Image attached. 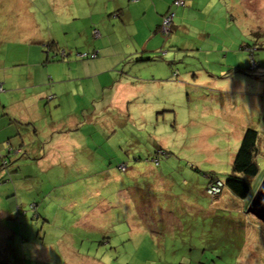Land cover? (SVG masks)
Here are the masks:
<instances>
[{
    "label": "rangeland",
    "instance_id": "1",
    "mask_svg": "<svg viewBox=\"0 0 264 264\" xmlns=\"http://www.w3.org/2000/svg\"><path fill=\"white\" fill-rule=\"evenodd\" d=\"M174 1L0 0V59L26 72L33 67L19 56L43 47L64 81L55 85L61 95L45 94L39 116L17 120L22 147L2 148L0 225L4 213L14 221H4L11 233L0 238V257L264 264V221L248 211L264 179V0ZM169 9L176 27L165 36L155 31ZM147 43L146 66L138 45ZM71 61L74 73L63 70ZM249 128L260 140L250 194L224 187L211 198L209 179L232 175ZM39 233L40 260L31 242ZM22 237L34 258L20 251Z\"/></svg>",
    "mask_w": 264,
    "mask_h": 264
},
{
    "label": "crops",
    "instance_id": "2",
    "mask_svg": "<svg viewBox=\"0 0 264 264\" xmlns=\"http://www.w3.org/2000/svg\"><path fill=\"white\" fill-rule=\"evenodd\" d=\"M240 4L243 7H246L245 0H241ZM163 14L164 15L166 14L165 11L163 12ZM158 27H157V30H158ZM138 47L141 48L143 50V53L145 54V57L144 59H141V62H144V65L146 66L148 64H151L152 59L149 57V55L148 56L146 55L147 53L152 52V49H150L149 47V43H147V45H144V46L143 44H139ZM151 48H153L154 50V47H151ZM40 49L26 51L24 54H21L22 57L19 56V58L21 59V62L19 63H23V61H26L28 63V67H31V66L33 67L29 69V71H26V72L20 71L19 73H15L12 71V65L10 64L7 65L6 60L0 59V87H2V90H0V154L3 151L2 148L8 147V145H10L9 146L10 149L14 150V144L15 146L20 144L19 138L17 135L19 134V132L17 131L20 130V127L17 124L18 119L32 121L34 118L33 117L34 115L39 116L42 103H44L45 94H48L50 91H53L55 93L58 92L61 95L59 90L55 88V85L58 82H64V81H56L57 78L55 77L60 76V75L55 74L56 71L54 72L51 71L49 66L45 65L46 61L48 63L49 60L47 59V57L45 58L43 47ZM54 49L58 50L59 48L57 47ZM54 49H52V51H54ZM101 49L105 50V48H101ZM198 50L203 53L205 52L204 51L205 49L202 46L199 47ZM62 53L66 54V51L65 52L63 51ZM68 53L73 54V52H68ZM79 55H77V57ZM198 60H200L202 63H205V61L202 60L200 57L198 58ZM19 63H16V64H19ZM19 65H25V64H19ZM19 65H14V66H19ZM68 65L67 63L66 65L63 64V70H66V68H68L69 72H73V70L77 66L76 62H72V61L69 62ZM60 68L62 69V66H60ZM199 73L201 74L203 73V71L199 70ZM113 75L114 77H116L114 71H113ZM78 79L69 78V80L67 81H69L70 84H72L74 81H78ZM116 81L117 80H115V82ZM177 84L181 88H184L185 86V84L183 83H177ZM199 87L200 89L204 90V89H207L209 85L207 86L199 85ZM105 88L111 89L112 87H105ZM69 94L72 95V93H69ZM35 104L38 106L37 113L33 112L34 111L33 105ZM16 127H17V131H16ZM16 140H18V143H16ZM19 147H22V143L20 144ZM17 152L21 153L22 149L19 148ZM3 218H4V221L5 220L14 221L12 217H8L5 213H4ZM4 221L0 225V238H3V237L5 238L7 236L9 237L11 233L9 232V229L11 228L10 224H6V222ZM39 239H40V233L36 239L32 238L31 242L33 243L35 242L34 244L36 245ZM25 242H30V238L29 240L24 241V237H22L23 248H20V251L22 252L23 256L24 254L25 255L27 254V251H29L30 256L34 258V254H33L34 251L32 247L30 249V247L28 246V243H25ZM40 245L42 244L38 242V244L36 245L38 246V248L36 247L35 254L39 250L43 251V249L40 248ZM36 257L38 259L41 258V256L40 255L38 256V254H36ZM35 261L36 262H34V264H39L37 263L39 261L37 260ZM0 264H11L10 258H8V256H5L4 258L0 257ZM23 264H28L26 259H25V263Z\"/></svg>",
    "mask_w": 264,
    "mask_h": 264
},
{
    "label": "trees",
    "instance_id": "3",
    "mask_svg": "<svg viewBox=\"0 0 264 264\" xmlns=\"http://www.w3.org/2000/svg\"><path fill=\"white\" fill-rule=\"evenodd\" d=\"M138 1V0H136ZM178 0H175V6L176 7H180L183 6L185 7L187 5L186 0H184L185 4L184 5H177ZM173 16L172 18V22H171V30L168 34H165L164 32H162L161 28H162V23L164 21V19H166L169 16ZM174 17L175 14L174 12H171L170 10L163 15V19L162 22L158 25V30H156L155 32L157 33L158 31H160L162 34H164L165 36H168L176 26H174ZM96 32L98 31H94V34L96 36ZM100 36V34H99ZM96 36V37H99ZM56 48V47H55ZM80 58L82 59H88L89 58V54H80L79 55ZM94 57H98V53L93 55ZM115 132V131H114ZM241 144L239 149L237 150V154L234 158L233 161V169H232V175H230L226 181H221L219 178H216L214 176H211V178L209 179L208 182V186H207V194L208 196H210L211 198H215L217 199L219 197V195L223 192V188L227 187L234 196L240 198V199H246L247 196L250 194V190L251 187L249 185V182L252 181L253 179H255L256 177H258V173H259V164L256 163L255 159L257 158V155L259 154V131L256 129H247L241 139ZM162 151V150H160ZM135 155V153H133ZM129 155L132 157V153H129ZM135 161H139L140 159L137 160V158L134 159ZM120 168L125 172L128 169L125 167V164L120 165ZM224 182L223 183V188L221 190V192L216 196L213 195L211 196L208 193V189L209 186L211 185V183H216V182ZM143 200V199H142ZM142 203V202H140ZM144 205H142L143 208ZM140 208V209H142Z\"/></svg>",
    "mask_w": 264,
    "mask_h": 264
},
{
    "label": "water",
    "instance_id": "4",
    "mask_svg": "<svg viewBox=\"0 0 264 264\" xmlns=\"http://www.w3.org/2000/svg\"><path fill=\"white\" fill-rule=\"evenodd\" d=\"M258 186V190L253 195L248 205V211L254 214L258 219L264 221V179Z\"/></svg>",
    "mask_w": 264,
    "mask_h": 264
},
{
    "label": "built area",
    "instance_id": "5",
    "mask_svg": "<svg viewBox=\"0 0 264 264\" xmlns=\"http://www.w3.org/2000/svg\"><path fill=\"white\" fill-rule=\"evenodd\" d=\"M176 4L177 5H184L185 2H184V0H178ZM172 18H173L172 15L167 17L166 19H164V21H163V23L161 25L162 26L161 30L165 34H168L170 32V30H171V28H170L171 26L170 25H171V22H172ZM96 36H99V32H96ZM0 90H2V87H0ZM222 188H223V183L222 182H220V181H218L216 183L213 182L209 186L208 193L211 196L219 194L221 192Z\"/></svg>",
    "mask_w": 264,
    "mask_h": 264
}]
</instances>
